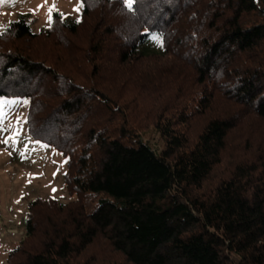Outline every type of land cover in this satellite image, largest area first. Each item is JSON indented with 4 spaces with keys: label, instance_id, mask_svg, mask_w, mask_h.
I'll use <instances>...</instances> for the list:
<instances>
[{
    "label": "trees",
    "instance_id": "1",
    "mask_svg": "<svg viewBox=\"0 0 264 264\" xmlns=\"http://www.w3.org/2000/svg\"><path fill=\"white\" fill-rule=\"evenodd\" d=\"M61 14L0 31V97L29 99L30 135L67 157L74 197L29 203L8 264H264V0H85ZM127 82L131 100L114 93Z\"/></svg>",
    "mask_w": 264,
    "mask_h": 264
},
{
    "label": "rangeland",
    "instance_id": "2",
    "mask_svg": "<svg viewBox=\"0 0 264 264\" xmlns=\"http://www.w3.org/2000/svg\"><path fill=\"white\" fill-rule=\"evenodd\" d=\"M79 3L80 0H7L0 3V31L21 16H26L37 32L52 22L54 11L66 17L78 18L82 10L77 12L74 8ZM53 4L55 9L51 12L49 22V9ZM145 63V67L154 68L163 66L164 60L153 58ZM123 85L121 83L114 93L128 100L133 99L132 92L134 96L136 92L132 85L129 88L128 82L127 87H121ZM25 100L27 104L23 103ZM29 104L27 98L0 97V264H8L11 248L27 238L25 223L31 201L36 198H56L69 202L74 199L64 183L67 157L30 135L27 125ZM166 110L167 114L172 115L171 107ZM131 111L135 113L136 108ZM138 116L131 117L137 133L158 150L164 148L165 139L150 122L153 120ZM189 122L184 128L194 133L199 130L203 120L196 117L192 123ZM5 140L8 142L3 143ZM92 251H102L98 242Z\"/></svg>",
    "mask_w": 264,
    "mask_h": 264
},
{
    "label": "snow or ice",
    "instance_id": "3",
    "mask_svg": "<svg viewBox=\"0 0 264 264\" xmlns=\"http://www.w3.org/2000/svg\"><path fill=\"white\" fill-rule=\"evenodd\" d=\"M5 2H7V0H0V3H5ZM123 2L125 3L126 7L129 10H131L132 9V6L136 2V0H123ZM84 3H85V0H80V3L78 4V6L76 8H74V11H77V12L81 11L83 9V7H84ZM54 9H55V4H53L52 8L49 9V22L51 21V12ZM61 15H63V14H61ZM79 22L80 21L77 20V23H79ZM0 34H2V32H0ZM154 39H156L157 41H159L160 40V37H154ZM13 102H15V101H13ZM23 103L27 104L28 101L25 100V101H23ZM7 142H8L7 140L3 141V143H7ZM53 191H56V189H53Z\"/></svg>",
    "mask_w": 264,
    "mask_h": 264
}]
</instances>
